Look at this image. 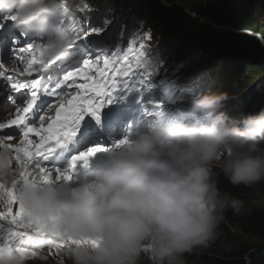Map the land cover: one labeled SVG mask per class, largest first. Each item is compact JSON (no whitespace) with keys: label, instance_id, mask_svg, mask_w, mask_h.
I'll list each match as a JSON object with an SVG mask.
<instances>
[{"label":"clouds","instance_id":"obj_1","mask_svg":"<svg viewBox=\"0 0 264 264\" xmlns=\"http://www.w3.org/2000/svg\"><path fill=\"white\" fill-rule=\"evenodd\" d=\"M188 1L0 0V13L15 16L18 30L39 41L34 52L45 62L69 58L74 37L67 22L86 3L114 18L100 41L114 42L124 26L126 45L130 30H142L154 73L142 87L148 110L126 130L128 143L108 147L98 166L71 182H25L17 153L0 140V184L20 194L26 211L55 218L65 238L98 241L69 245L57 258L46 244L32 256L0 243V264H211L226 230L236 244L250 246L245 264H263L264 238L237 224L252 221L257 209L264 224V19L256 22L237 1ZM256 1L264 14V0ZM249 62L257 71L247 76L241 71ZM231 73L237 76L228 84Z\"/></svg>","mask_w":264,"mask_h":264},{"label":"snow or ice","instance_id":"obj_2","mask_svg":"<svg viewBox=\"0 0 264 264\" xmlns=\"http://www.w3.org/2000/svg\"><path fill=\"white\" fill-rule=\"evenodd\" d=\"M87 9L88 5L82 3L77 12H84ZM15 19V16L4 15L0 27H3L4 22ZM110 23L111 21L105 18L101 25L84 27L81 21L74 17L68 23L69 30L74 37L72 48L85 36L91 34L99 36L100 33L106 31L107 25ZM123 32L124 26H121V33L118 34L116 41L111 43L100 40L92 41V47L102 51L93 53L91 49L83 48L81 50L82 58L74 70H67L62 73V78H58L50 89L43 88L44 94L57 97L58 103L53 105L55 116L47 118V122L45 115H39V127L35 126L31 117L35 114L34 109H36L39 99L38 92L41 91L37 86L40 85L41 81L30 79L21 82L14 80L12 75H5L4 71H0V78L10 82L13 92L29 90L22 97L25 106L17 107L14 118L0 122V130H11L8 133L0 134V140L10 141L15 135L22 134V139L18 144L9 143V147L14 148L17 153V161L25 168L23 173L25 182H27L28 177L35 178L36 176H39L44 183L73 181L78 165L87 168L90 160L97 153L105 152L108 148L95 146L73 156L68 170L53 166L48 167L46 162L50 161L58 147L67 144L76 136L78 126L85 116L91 115L99 122L101 113L106 106L115 103L118 99H126L133 94L137 96V102L142 103V87L154 75L148 69L149 59L145 54V34L142 30H130L128 43L125 45ZM146 37L150 39V33L146 34ZM12 43L13 54L19 55L26 64L27 70H34V65L43 68L47 64L56 62H45L43 59L37 58L34 52L35 45L31 42L23 46L19 39H14ZM121 46L126 47V51H122ZM109 48L111 49L110 52L108 51ZM25 54L27 55L25 56ZM117 63L119 67H113ZM109 69H111V74ZM133 69H144V72H136ZM62 86H67L64 89L65 92L67 88H74L75 94L70 99H59V96L64 95V92L59 94L57 92ZM10 102L15 105L14 98H10ZM156 107L163 109L162 103L157 104ZM31 137H38L39 142L35 143ZM126 143H128V139L123 137L115 142V146L119 147ZM0 205H2L0 207V221L10 225L6 243L12 245L15 241L14 245L18 251L35 256L36 248L46 244L50 250V255L57 258L60 250L69 245L88 244L97 246L98 244V241L94 240H76L71 236L65 238L66 232L55 222V218L32 217L26 211L20 194L14 189L6 188L3 184H0Z\"/></svg>","mask_w":264,"mask_h":264},{"label":"trees","instance_id":"obj_3","mask_svg":"<svg viewBox=\"0 0 264 264\" xmlns=\"http://www.w3.org/2000/svg\"><path fill=\"white\" fill-rule=\"evenodd\" d=\"M218 13H221V8L219 6V3L217 5V7L215 8ZM210 16H213V12H212V8L208 7V10L206 11ZM230 18H233L232 15H229ZM253 29H255L254 24L250 25ZM235 37H239L240 39L244 40L245 42H251V41H255L253 38L250 37H244L241 35H235ZM225 50V49H224ZM223 50V51H224ZM251 60V57L249 59V61ZM204 66H208V64H205ZM256 66L251 64V62L247 63L244 68L243 71L241 72H245L247 76H250L251 73L255 72ZM237 76L236 73H231L229 76V81H227L228 84L231 83V80L233 77ZM251 96L253 97L254 95L251 94ZM245 103L246 101H240V103ZM241 107H244V104H240ZM261 188H263V186L259 185ZM237 194L246 195V192L237 189ZM259 209L254 211V216L252 221L250 222H243L240 221L237 224V227H239V230H242L244 233L248 234V235H252V236H257L260 238H264V224L262 223V220L259 217ZM247 214V213H246ZM248 217H251L253 215V213L251 214H247ZM227 234H226V238L224 241L219 242L220 247L218 249H215L216 251V257L213 258L212 263L211 264H245L244 261V257L247 255L248 251H249V247L250 246H244L241 247L240 245L235 243L234 240V236L231 234V232L229 230H226ZM234 259H238V261L234 260ZM263 264H264V258H263Z\"/></svg>","mask_w":264,"mask_h":264},{"label":"bare ground","instance_id":"obj_4","mask_svg":"<svg viewBox=\"0 0 264 264\" xmlns=\"http://www.w3.org/2000/svg\"><path fill=\"white\" fill-rule=\"evenodd\" d=\"M3 13H0V17H3ZM75 17L77 18V19H79L80 21H81V24H82V26H84V27H88L89 25H101L102 24V22H103V20L105 19V18H107V19H109V20H112L111 21V24H108L107 25V28H106V31L105 32H102V33H100L99 35H105L106 33H108L109 32V30L111 29V27H112V24H113V21H114V18L112 17V14H110L108 11H106V10H103V9H95V10H86V11H84V12H76V15H75ZM71 21H68L67 23H70ZM119 27H121V26H119ZM18 33H15L14 34V39H16L18 36V34L20 33L21 34V31L20 30H18L17 31ZM91 35H95V34H91ZM30 37V36H29ZM29 37L28 38H23V39H29ZM116 39H117V37H115V38H112L111 37V40L112 41H116ZM22 42L23 43H28L26 40L25 41H23L22 40ZM123 48H126V47H121V49H123ZM26 56V55H25ZM70 57H71V53H70V56H69V58L67 59V60H61V61H58V65H59V68L61 69V74L62 73H64V72H66L67 70H73L74 69V67L77 65V63H78V61L81 59L80 57H78L77 55L73 58V59H70ZM37 58H38V56H37ZM23 60L20 58V61H19V63L20 62H22ZM6 62V61H5ZM171 62H172V59H171ZM170 62V63H171ZM172 64V63H171ZM205 64H203V67L206 69L207 67L206 66H204ZM8 66H6L5 68H7ZM113 67H119V64L117 63L116 65H114ZM50 70H52V69H50ZM212 70H209L208 72H211ZM109 72H110V74H111V69H109ZM194 81V80H193ZM195 82V81H194ZM144 87V86H143ZM74 94H75V92H74ZM59 98L60 99H64V98H62V96H59ZM67 99H68V97H66ZM136 102H137V96L135 95V94H133V95H130V96H128L126 99H123V100H121V99H119V101H118V103L116 102V104H113V107H112V110L115 112V113H121V111H123V110H121V107H123L126 111H128V113H132V107L133 106H135V104H136ZM44 108L46 109V108H49V107H47V106H44ZM51 109V108H50ZM1 110V109H0ZM9 109L7 108V109H4V111L5 112H7ZM4 111H1V114L0 115H4L5 113H4ZM132 115V117H136V118H138L139 119V117L138 116H135V115H133V113L131 114ZM50 116H54V114H50ZM3 120H5V118L3 119ZM236 121H238V120H236ZM120 123V122H119ZM118 123V124H119ZM124 124H126V120L121 124V125H124ZM135 125V124H134ZM83 141V139L81 138V139H79L78 141H76V142H82ZM75 142V143H76ZM57 149H59V147L57 148ZM100 154H101V156L103 157L104 155H105V153L104 152H100ZM92 163V161H90V164ZM7 227V230H8V228L10 227L9 225L8 226H6ZM3 229V228H2ZM6 230V231H7ZM195 250H196V248L195 249H193L190 253H187V254H189V255H192L194 252H195ZM187 263V261H183V264H186Z\"/></svg>","mask_w":264,"mask_h":264},{"label":"rangeland","instance_id":"obj_5","mask_svg":"<svg viewBox=\"0 0 264 264\" xmlns=\"http://www.w3.org/2000/svg\"><path fill=\"white\" fill-rule=\"evenodd\" d=\"M177 1H178L180 6L192 3L191 1H188V0H177ZM202 1H205V0L194 1L193 4L197 5V4H200ZM230 1H232V2L233 1H237V3L246 12V14L253 16V19L255 18L256 22H258L260 19L261 20L264 19V14H262V13H260L258 11L259 10V5H257V1L256 0H230ZM245 12H242V13H245ZM110 21H112V20H110ZM259 203H262L263 205L260 206V207L264 208V198L261 197ZM0 207H2V205H0ZM247 240L249 241L248 245H251V244H253L255 242L254 239H252V238L248 239L247 237H243V236H240L239 239H238V241H241L242 243H245ZM38 262H39V260H37L35 264H37ZM38 264H40V263H38ZM48 264H54V263L52 261H49Z\"/></svg>","mask_w":264,"mask_h":264}]
</instances>
